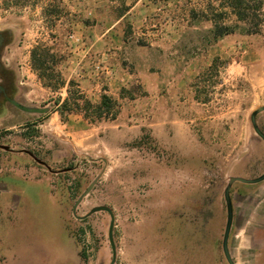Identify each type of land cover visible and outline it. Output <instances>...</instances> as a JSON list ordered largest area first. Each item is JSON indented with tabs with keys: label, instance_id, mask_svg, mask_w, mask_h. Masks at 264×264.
Returning <instances> with one entry per match:
<instances>
[{
	"label": "rangeland",
	"instance_id": "rangeland-1",
	"mask_svg": "<svg viewBox=\"0 0 264 264\" xmlns=\"http://www.w3.org/2000/svg\"><path fill=\"white\" fill-rule=\"evenodd\" d=\"M209 3L221 11L217 0H196L198 16L189 12L194 18L188 24L196 30H186L178 42L196 44L198 58L214 44L236 40L238 56L248 61L243 77L234 79L239 75L231 71L236 55L217 57L197 67L200 96L196 103L186 102L183 111L152 117L133 101L128 109L120 110L119 104L114 120L90 123L80 114L86 124L75 127L69 117L63 122L53 114V101L63 91L41 89L29 63L34 40L52 45L55 18L42 19L32 1L27 8L0 7L1 61L17 104L7 102L0 109V145L9 147L0 148V154L18 160L27 173L4 176L19 198L15 210L0 218V264H109V214L99 211L79 219L72 213L76 199L98 175L76 215L98 205L112 209L115 264H228L221 248L224 189L232 176L254 178L264 172V141L249 121L250 113L264 105V23L252 34L239 23L233 33L213 41V24L202 18L212 14ZM59 33L65 41V30ZM172 42L166 38L163 43ZM99 65L103 69L94 76L104 81L106 68ZM37 108L46 111L32 110ZM257 124L264 133V111ZM28 172L49 181L30 179ZM252 188L263 189L264 180L234 182L232 202L246 201L249 196L242 194Z\"/></svg>",
	"mask_w": 264,
	"mask_h": 264
},
{
	"label": "crops",
	"instance_id": "crops-1",
	"mask_svg": "<svg viewBox=\"0 0 264 264\" xmlns=\"http://www.w3.org/2000/svg\"><path fill=\"white\" fill-rule=\"evenodd\" d=\"M29 1L35 3L32 6L41 12L42 19L55 18L54 30H51L52 45L64 41L59 32L65 30V41L59 48L65 57L58 64L65 80L60 89L63 91L61 99L67 95L68 82L73 80L80 92L93 102H98L101 94L106 93L119 102L120 110L128 109L134 101L138 110L152 117L171 115L179 108L185 109V103L190 100L196 103L197 96H200L196 91L197 67L208 66L217 57L236 55L233 59L236 66L231 71L239 75L234 77L237 79L244 76L242 73L248 64L242 53L238 56L236 40L233 39L214 44L205 56L198 58L196 44L178 42L186 30H196L195 25H188L194 18L190 14L196 15V0H19L17 4L14 0H0V7L1 10L27 8L26 2ZM56 5L60 12L50 14L48 9ZM69 33L79 41L70 40ZM166 38L173 42L163 43ZM33 44L37 45V42L34 40ZM94 63L106 68L102 72L104 81L94 76ZM31 75L36 79L32 70ZM37 83L41 89L50 90L39 80ZM130 87L132 92L125 91ZM53 114L58 115L57 112ZM78 123H85L81 115L71 114L68 119L70 127ZM15 162L18 160L0 154V218L3 213L15 210L19 198L9 178L4 176L14 175L16 171L20 172L19 175L21 172L27 175L25 167L20 170ZM40 175L38 178L28 172L30 179L49 181L48 176ZM242 195L249 197L246 201L240 200L239 204L232 202L230 255L235 264H264V188L250 189Z\"/></svg>",
	"mask_w": 264,
	"mask_h": 264
},
{
	"label": "trees",
	"instance_id": "trees-1",
	"mask_svg": "<svg viewBox=\"0 0 264 264\" xmlns=\"http://www.w3.org/2000/svg\"><path fill=\"white\" fill-rule=\"evenodd\" d=\"M18 2L19 0H14V3ZM217 3L221 11H216V8H213L209 3L208 7L212 14L202 15V18L213 24V28L210 30L213 41L233 33L239 23L244 24V32L247 34L257 33L264 23V0H217ZM224 8L229 11L223 12ZM48 12L55 14L60 12V9L56 5L48 9ZM228 20L231 24L228 23ZM60 47V43L50 46L37 44L30 50V64L37 79L43 87L53 92L65 85V80L58 68V64L65 57L60 52ZM132 90L133 88L130 87L125 91L132 92ZM118 108L119 102L105 93L101 94L98 102L91 101L80 92L77 84L70 80L66 97L61 99V96H57L53 101L52 111H56L63 122L67 121L71 114L77 113L81 114L88 122L95 123L102 120H114Z\"/></svg>",
	"mask_w": 264,
	"mask_h": 264
},
{
	"label": "water",
	"instance_id": "water-1",
	"mask_svg": "<svg viewBox=\"0 0 264 264\" xmlns=\"http://www.w3.org/2000/svg\"><path fill=\"white\" fill-rule=\"evenodd\" d=\"M3 40H4L3 31L0 29V49L3 45ZM12 103L17 105L15 102H12ZM32 110L40 112V113L46 111L45 108H37V109H32ZM263 111H264V105H261V106H258L257 108H255L250 113L249 121H250V124H251L254 132L256 133V135H258V137L264 141V133L260 130V128L257 124V115ZM0 148L5 149V150H9V147L6 145H0ZM22 152L30 155L38 163L44 164V162H42L39 158H37L31 151H29L27 149H23ZM100 176L101 175L96 176L90 182V184L86 187V189L81 193V195L76 199V201L74 202L73 207H72V213L74 216H76L79 219H84V218L90 216L91 214H93L95 212H99V211H105L109 214L110 221H109V226H108V240H109V244H110V247L112 250V257H111L109 264H115V261L117 258V250H116V244H115L114 236H113V231H114V226H115V217H114V213H113L112 209L106 205H98V206L92 207L84 215H81V216L76 215L77 206L81 202L82 198L92 190V188L94 187V185L96 184V182L98 181ZM263 180H264V172L262 174H260L259 176L254 177V178H244V177H240V176H232L229 178V181H228V183L224 189L223 196H224L225 208H226V221H225L224 231H223V235H222L221 248H222V253L224 255V258L228 264H235L231 258L229 246H228L232 222H233V204H232V198L230 195L231 186L234 182H241V183H245V184H256V183H259Z\"/></svg>",
	"mask_w": 264,
	"mask_h": 264
},
{
	"label": "flooded vegetation",
	"instance_id": "flooded-vegetation-1",
	"mask_svg": "<svg viewBox=\"0 0 264 264\" xmlns=\"http://www.w3.org/2000/svg\"><path fill=\"white\" fill-rule=\"evenodd\" d=\"M3 63L1 61V53H0V109L5 105L7 102H13L11 98V92L13 90V85L10 79L5 75Z\"/></svg>",
	"mask_w": 264,
	"mask_h": 264
},
{
	"label": "built area",
	"instance_id": "built-area-1",
	"mask_svg": "<svg viewBox=\"0 0 264 264\" xmlns=\"http://www.w3.org/2000/svg\"><path fill=\"white\" fill-rule=\"evenodd\" d=\"M70 40H74L75 42H78L79 41V38H76L75 35L73 33H69L68 36H67ZM100 69H103L101 68V66L99 64H94L92 65V72L93 73H97L100 71Z\"/></svg>",
	"mask_w": 264,
	"mask_h": 264
}]
</instances>
